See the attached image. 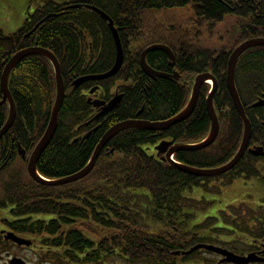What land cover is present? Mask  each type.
<instances>
[{
    "label": "trees",
    "instance_id": "obj_1",
    "mask_svg": "<svg viewBox=\"0 0 264 264\" xmlns=\"http://www.w3.org/2000/svg\"><path fill=\"white\" fill-rule=\"evenodd\" d=\"M85 4L99 8L113 21L124 51V62L118 74L128 68L125 75L133 78L135 85L132 89H122L120 107L108 116L107 124L103 123L99 133L77 145L71 144L72 133L93 113L78 92L68 95L60 110L54 137L38 161V174L54 181L78 173L90 161L103 133L116 123L134 119L160 122L177 115L188 103L194 78L204 73L216 80L213 107L219 121L218 136L208 148L177 152L173 160L203 170L228 163L239 148L243 124L226 86L227 62L241 42L264 38L262 0H88ZM64 6L47 1L39 6L40 9L37 7L33 23L49 14L57 16L41 24L32 36L34 41L29 42L53 54L63 81L67 75L78 77L86 72L108 71L115 59L108 24L85 9H64ZM179 9L190 13L187 27L183 29L152 17V12ZM227 17L235 19L236 37L223 48L206 49L201 44L200 31L211 36ZM29 29L27 27V32ZM23 35L20 32L15 37L21 39ZM84 38L92 42L99 54L98 64L92 70L83 66ZM22 42L4 43L0 47V57L4 53L7 55L0 61L19 51ZM151 45L169 48L178 65L182 63L177 66L181 78L187 79L151 80L144 76L139 68L140 54ZM146 63L162 72L167 70L168 56L154 51L146 56ZM235 87L252 125L249 146L264 150V107H250L264 95V46L250 48L239 57ZM8 89L15 103L16 118L4 137L10 140L14 136L13 149L16 151L26 132H34L39 140L48 125L55 98V78L50 62L37 55L26 57L9 78ZM208 91V86H202L191 116L167 131L129 128L120 132L105 145L92 171L77 182L58 187L43 186L29 178L26 168L21 169L24 165L16 169L10 167L0 177V201L8 200L11 227L38 237L42 244L61 250L71 259L85 252L84 257L89 258L118 256L132 261L155 260L170 257L177 246L185 242L193 245L197 234L188 232L190 215L185 211L190 208L189 204L195 203L194 207L198 208L199 202L188 198L187 191L200 187L207 190L211 183L227 186L238 178H260L264 185V177H260L264 156L245 153L229 172L219 177L198 178L150 154L162 140L193 145L208 136L211 125L205 104ZM1 99L0 92V102ZM7 114L8 106L0 105V129ZM14 161L15 156L10 162ZM217 189L212 188L216 192ZM2 207L0 203V209ZM225 217L222 220L227 222ZM206 221L215 223L213 218ZM205 227L209 228L195 225L191 229L199 231Z\"/></svg>",
    "mask_w": 264,
    "mask_h": 264
},
{
    "label": "flooded vegetation",
    "instance_id": "obj_2",
    "mask_svg": "<svg viewBox=\"0 0 264 264\" xmlns=\"http://www.w3.org/2000/svg\"><path fill=\"white\" fill-rule=\"evenodd\" d=\"M85 10L95 14L93 11H90L88 9ZM37 12L38 8H34L31 13L27 12L25 14V19L23 20L20 27L12 33H6L2 28H0V47H2L4 43L7 44L9 42L23 40L25 44H23L22 42L20 45V50L15 54L24 50L38 48L35 44L30 43L29 40L34 41V38L32 36L40 27V25L44 23L42 21L46 18V16L38 20L36 23H33V19L36 18L35 13ZM27 27L28 29L30 28L28 32ZM20 32L24 34L23 38L21 39H19V37H15ZM200 35L201 37H203L202 31H200ZM84 43L85 46L83 66L92 70V68L96 64H98L99 54L96 50V47L87 38H84ZM15 54L8 57L3 62L0 61L1 76L9 60ZM6 55L7 53H4L0 57V59L5 57ZM178 64L179 63L177 62L175 57L174 60L171 61L168 56L167 70L162 72L157 71L158 73H161L167 77L166 79L162 78L161 80L183 81V77L187 79V77L185 76L181 78V75L177 71V66H181L182 63H180V65ZM16 67L10 73L9 78L13 74ZM127 69L128 68H124V71H122V73H117L114 76V78L116 77L115 79L113 77L102 81L92 79L85 82L82 81V83L80 84H78V82L83 78L100 76L105 74L109 70L106 72L97 73L86 72L85 75H81L78 77H76L75 75L69 77L67 75L66 81H63L65 89L64 100L71 93L78 92L80 98H84L86 100V103L90 106L93 113L91 118L83 119L80 125L75 129L74 133H72L73 139L71 140V144H82L93 134L97 132L99 133L104 124H107L108 116L118 110L121 103L117 105V107H115L113 110L99 116L102 112V109L107 106L115 96H123V88L132 89L135 85L133 78L125 75V71ZM97 71H99V69ZM140 71L144 76H146L141 68ZM146 77L149 78L148 76ZM149 79L155 80L152 78ZM184 83L187 84V81L185 80ZM258 102L263 103L262 106H259V108L264 107V95L262 96V98L254 102L250 107L257 108L253 107V105L257 104ZM97 103H102L103 105L97 106ZM258 119L259 118H257L256 120ZM97 122L98 124H96ZM109 129H107L103 133V135ZM13 137L14 136H11V141L4 136L0 139V177L9 171L11 166H14L16 164L15 161L13 163L10 162L12 157L14 156L15 160L20 158L24 163L23 165H26L27 168V161L30 157V154L41 139L40 138L39 140H37V135L34 132H26L25 137L22 138L21 146L17 144L16 151H14L13 146L15 142H13ZM162 141L172 142L170 140ZM162 141H160L159 143H161ZM253 148L255 147L248 146V149L245 151V153L252 155L250 153V150ZM153 153L156 156L157 153L154 151V147L150 154ZM163 157L164 156H162V159ZM260 177H264V170H262ZM252 179L258 181L264 188V185L262 184L260 178ZM255 181L252 182L254 183ZM261 202L262 204H259L252 209H248V206H246L244 202L233 204L236 206L230 207V209L234 210H226L225 212H221L220 216H216L215 222L220 223V226L209 227L199 231H194L190 227L188 229V232L191 231L197 234L195 235L196 242L193 245H188L185 242L184 244L177 246V248L170 254V257H161L156 258L155 260L142 259L138 261H132L120 258L118 256H100L89 258L84 257V255L87 254L85 252L77 253L75 254L77 255V258L71 259L70 257H68V254H65L61 250L57 248H51L48 245L42 244L38 237L23 233L17 227H11L12 215L10 212L8 200H3L0 201V203H3V207L2 209H0V264H264V199ZM222 214H225L226 217H224L227 219V222H224L222 220ZM12 235L22 240L21 243L13 241V239L11 238ZM186 239L188 238L186 237ZM27 241L30 242L29 245L23 243ZM198 246L202 247L188 253L190 250ZM206 247H212L213 249L209 250L206 249Z\"/></svg>",
    "mask_w": 264,
    "mask_h": 264
},
{
    "label": "water",
    "instance_id": "obj_3",
    "mask_svg": "<svg viewBox=\"0 0 264 264\" xmlns=\"http://www.w3.org/2000/svg\"><path fill=\"white\" fill-rule=\"evenodd\" d=\"M262 2L264 5V0H262ZM82 7H85L87 9L94 11L97 15L100 16V18L102 20L107 22L108 27L111 31L113 40H114L115 61H114L112 68L107 73L100 75V76H96V77L83 78V79H81V81L78 82V84L82 83V81L85 82V81L92 80V79L93 80H105L107 78H111L114 75H116V73L118 72V70L120 69V67L122 66V63H123V49L121 46L120 38L118 36V32L114 28L112 20L104 12H102L101 10H99L93 6L79 4V5H72L69 7V9H79ZM258 46H264V39L258 38V39H251V40L245 41L244 43L239 45L231 53V55L228 59V62H227L226 86H227L228 92L230 94V97L233 101L234 107H235L236 111L238 112L239 116L241 117V119L244 123V125H243L244 134H243L240 146H239L236 154L234 155V157L228 163H226L225 165H223L221 167L214 168V169H207V170L194 169V168H190L187 166L180 165V164H178L172 160V156L177 152H180V151L195 152V151H200V150L208 148L209 146H211L214 143V141L216 140V138L218 136L219 122H218L216 113H215L214 108H213V95H214L215 90H216V81L214 80V78L211 75L202 74V75L197 76L194 80V84L192 87V93H191V97L188 101V104L180 113H178L173 118L166 120V121H162V122H146V121H139V120H129V121H124V122L118 123V124L114 125L113 127H111L102 136V138L100 139L98 145L96 146V148L92 154L90 161L81 171H79L78 173L73 174L69 177L59 179L56 181H46V180L42 179V177H40L39 174L37 173V168H36L37 163H38L41 155L43 154V152L46 150V148L50 144V142H51L52 138L54 137V134L57 130L58 116H59L60 110H61L62 105H63L64 96H65V89H64V83H63V79L61 76V70H60V66L58 64V61L56 60V58L53 56L52 53H50L47 50L41 49V48L28 49V50H24V51H21V52L15 54L13 57H11V59L9 60L7 66L5 67V69L2 73L1 80H0V92H1L2 100H1L0 105L7 104L9 113H8V118H7L3 128L0 130V139L2 138L3 135H5L9 131V129L11 128L12 124L14 123V120L16 117L15 104H14V101H13L12 96L10 94V91L8 90L9 74L11 73V71L16 67V65L19 62H21L23 59H25L26 57H29V56L37 55V56H41V57L46 58L50 62V64L52 65V68L54 70V76H55L56 96H55V100L53 103V107L51 109L49 122H48V125L44 131L43 136L41 137L40 141L35 146L34 150L32 151V153H31V155L27 161V173H28L29 177L35 183L43 185V186L58 187V186L67 185V184L77 182V181L83 179L84 177H86L92 171V169L95 165V162H96L99 154L101 153V151L105 147V145L110 140H112L116 135H118L120 132H122L126 129L142 128V129L154 131V132H163V131H167L172 126H175V125L187 120L191 116V114L193 113V111L195 109L201 86L203 84H205L206 81L210 80L212 82V87H211V90H210V92L206 98L205 104H206V111L208 113L211 125H210L209 134L205 138V140L202 141L201 143L194 144V145H181V144L173 145L171 142H161L159 145H157L154 148V150L158 153V155L164 156L162 160L169 162L170 164L174 165L179 171H181L187 175H190L193 177H198V178L219 177V176L229 172L230 170H232L238 164V162L242 159L245 151L247 150V147L249 144V140L251 137V125L245 116L244 110L242 108V105H241L239 97H238V93H237L236 88H235V67H236V63H237L238 58L240 57V55L243 52H245L246 50H248L250 48L258 47ZM153 51H163L170 57L171 61H173L172 52L167 47L161 46V45H154V46L148 47L146 50H144L142 52V54L140 56V61H139L140 68L142 69L144 74L146 76H148L149 78L158 77V78L166 79L167 77L165 75L152 70L146 64V61H145L146 54L149 52H153ZM175 77H176V75H175ZM121 100H122V95L115 96L110 101V103L102 109V112L99 116L106 114L107 112L113 110L115 107H117V105L120 104ZM262 104H263L262 102H258L257 104H254L253 107H259V106H262ZM96 105L101 106L103 104L97 103ZM250 153L253 156H263L264 155L262 148H258L256 150H251ZM11 238L13 239V241H16V242L21 243V241H22L16 237H14L13 235L11 236ZM23 243H25L27 245L30 244L29 241L23 242ZM201 247L202 246L195 247L192 250H190L188 253L195 251L196 249H199ZM206 249L212 250L213 248L212 247H206Z\"/></svg>",
    "mask_w": 264,
    "mask_h": 264
},
{
    "label": "rangeland",
    "instance_id": "obj_4",
    "mask_svg": "<svg viewBox=\"0 0 264 264\" xmlns=\"http://www.w3.org/2000/svg\"><path fill=\"white\" fill-rule=\"evenodd\" d=\"M57 3L67 4L74 3L79 0H52ZM46 0H0V28L6 33H12L20 27L23 20L25 19V14L27 12H32L34 8L42 5ZM189 13L185 9L163 11L157 14L152 12V17L155 19H160L161 22L167 25H179L183 27L185 20ZM217 31V32H216ZM238 30L234 26V18L227 17L223 23L217 26V29L210 34L207 32L203 37H201V44L209 50H217L223 48L225 45L230 43L231 38L236 37ZM221 50V49H220ZM28 158V156H27ZM16 164L13 168L22 166L24 163L20 158L15 160ZM12 167V166H11ZM22 166L21 169H25ZM27 174V170L25 169ZM10 174L13 171L9 172ZM28 175V174H27ZM6 178V177H5ZM2 179V183L4 179ZM254 179L243 180L237 179L227 186H220L217 183H211L212 186H208V189L194 188L192 191H187L186 196L195 199L199 202L198 208H195L194 204H189L190 208L185 211V214L190 215V221L187 225L188 228L191 226H204L215 227L220 226V223L214 221H206L207 219H215L216 216H220L221 212L234 207L235 203L244 202L248 209H252L259 204H262L264 199V188L263 186ZM2 185V184H1ZM217 185V186H213ZM219 188L217 192L212 190V188ZM247 211V210H246ZM225 214H222L224 217ZM205 223V224H204ZM206 228V227H205ZM187 230V229H186Z\"/></svg>",
    "mask_w": 264,
    "mask_h": 264
},
{
    "label": "bare ground",
    "instance_id": "obj_5",
    "mask_svg": "<svg viewBox=\"0 0 264 264\" xmlns=\"http://www.w3.org/2000/svg\"><path fill=\"white\" fill-rule=\"evenodd\" d=\"M152 79H162V78H158V77H156V78H152ZM207 96H208V94H207ZM207 96H206V98H207ZM122 99H123V96H122ZM243 108V107H242ZM243 110H244V108H243ZM238 113V112H237ZM244 113H245V111H244ZM239 115V114H238ZM245 116H246V114H245ZM240 117V116H239ZM7 118H8V114H7ZM246 118H247V116H246ZM248 119V118H247ZM7 120V119H6ZM240 120H241V123L244 125V123H243V121H242V119H241V117H240ZM248 121H249V119H248ZM250 122V121H249ZM250 125H251V123H250ZM4 126V125H3ZM3 126H2V128H3ZM1 128V129H2ZM0 129V130H1ZM243 134H244V129H243V132H242V137H243ZM251 135H252V125H251ZM251 138V137H250Z\"/></svg>",
    "mask_w": 264,
    "mask_h": 264
}]
</instances>
